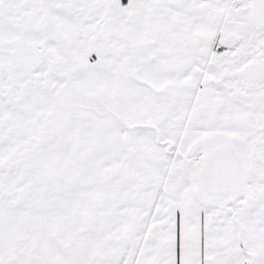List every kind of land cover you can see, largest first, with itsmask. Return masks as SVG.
<instances>
[{
	"label": "snow or ice",
	"instance_id": "snow-or-ice-1",
	"mask_svg": "<svg viewBox=\"0 0 264 264\" xmlns=\"http://www.w3.org/2000/svg\"><path fill=\"white\" fill-rule=\"evenodd\" d=\"M0 264H264V0H0Z\"/></svg>",
	"mask_w": 264,
	"mask_h": 264
}]
</instances>
